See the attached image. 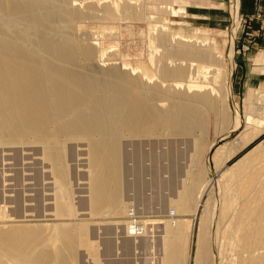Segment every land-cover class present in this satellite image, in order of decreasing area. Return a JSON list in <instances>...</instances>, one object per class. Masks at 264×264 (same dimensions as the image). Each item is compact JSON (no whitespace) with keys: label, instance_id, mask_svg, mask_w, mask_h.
I'll return each mask as SVG.
<instances>
[{"label":"bare ground","instance_id":"bare-ground-1","mask_svg":"<svg viewBox=\"0 0 264 264\" xmlns=\"http://www.w3.org/2000/svg\"><path fill=\"white\" fill-rule=\"evenodd\" d=\"M234 2L238 19L240 0ZM170 5L162 8L176 14ZM82 15L66 0H0V144H40L56 183L50 223L10 224L0 210V264H78L81 247L97 262V242L87 235L86 223L76 220L67 142L82 140L88 147L91 216L113 217L127 211L123 138L165 132L193 138L201 156H196L197 178L181 193L184 209L191 210L198 200L195 190L205 170L215 175L218 186L201 218L194 264H264V141L219 175L210 170L213 148L242 123L238 103L234 125L221 105V84L228 83L234 98L230 74L228 81L223 74L222 49L209 34L175 30L159 16L156 21L162 22L150 40L153 48H163V55L151 59L159 74L123 61L108 64L94 43L82 41L70 25ZM234 48L233 43L232 64ZM252 120L249 111L246 124ZM213 130L218 134L210 140ZM248 133L235 141L236 147H221L216 164L224 167L234 150L258 137ZM200 206L201 200L196 212ZM190 228L183 220L175 231L166 230L160 264H190Z\"/></svg>","mask_w":264,"mask_h":264},{"label":"rangeland","instance_id":"rangeland-1","mask_svg":"<svg viewBox=\"0 0 264 264\" xmlns=\"http://www.w3.org/2000/svg\"><path fill=\"white\" fill-rule=\"evenodd\" d=\"M66 2L69 7L83 14L70 25L82 41L94 43L96 53L104 55L103 59L108 64H120L123 61L135 68L146 66L151 73L155 71V74H159L151 59L163 55V48H153L150 40L155 36L152 30L163 21L164 24H171V28L175 30L182 27L184 31H191V34L195 31V34H209L207 36L214 39L224 53L223 74L227 81L230 74L233 88L236 63L244 65L247 72L246 78L244 76L246 84L241 91L234 90V98L228 92L227 82L219 87L221 105L228 114L229 121L231 120L230 124L234 125L236 121L235 103L239 105L242 123L213 148L210 168L212 174L219 175L223 169L244 158L252 148L264 141V76L260 79L261 74H264V49L261 48V43L253 42L254 37H264V0L261 1L262 6L257 0L255 3L253 0H241L238 19L233 13L234 0ZM170 3H173L170 6L177 11L176 14H169L162 8L168 7ZM126 9H132V12L127 10L132 13L131 17L126 15ZM159 16L164 19L157 22ZM233 43L234 64L230 61ZM236 49L240 52L235 58ZM99 58L101 59L100 55ZM252 72L258 75L253 77ZM158 80L156 75L154 81ZM250 88L252 91L247 99ZM246 102L251 103L250 108L246 107ZM249 111L253 120L252 124L247 125L246 115ZM247 128L249 135L258 134V137L245 148L239 149L238 153L234 150L227 161L225 155L222 160L226 161L225 168L217 165V151L225 145H228L227 148L236 147L235 141L248 131ZM168 133L123 138L122 196L127 211L121 216L113 217L91 216L88 209V147L82 140L67 142L65 160L77 210L76 220L86 223L87 235L98 245L97 262L86 248L81 247L78 264H160L166 230L175 231L178 221L183 220L191 225L190 247L193 254L191 252L190 264H194L193 255L200 233L201 218L218 186L215 175L211 176L205 170L202 182L208 180L204 186L201 185L202 182L197 184L195 197L198 200L194 201L191 210L184 209L181 193L197 178L199 166L196 156L200 155L193 138ZM217 134L215 130L211 131L209 139ZM55 184L51 164L44 157L40 144H0V210L6 215L4 221L10 224L52 222L55 219ZM199 200L201 206L196 212ZM1 221L3 219H0V223Z\"/></svg>","mask_w":264,"mask_h":264},{"label":"crops","instance_id":"crops-1","mask_svg":"<svg viewBox=\"0 0 264 264\" xmlns=\"http://www.w3.org/2000/svg\"><path fill=\"white\" fill-rule=\"evenodd\" d=\"M241 1V0H240ZM255 1L256 0H253V2L255 3ZM257 1H260V4H261V6H262V0H257ZM260 7V6H259ZM264 10V9H263ZM255 34H256V31H255ZM260 40H262V41H260ZM253 42H257V43H261V48L262 49H264V37L261 39L259 36H257V37H254L253 38ZM237 43H239L238 41H237ZM239 46V45H238ZM236 56H235V58L239 55V52H240V50L239 49H236ZM242 63V62H241ZM235 79H234V81H233V86H234V90L237 92V90L238 91H241V89H242V86L243 85H245L246 83H245V78H246V71H245V67H244V65L243 64H238V63H236V68H235ZM253 77H254V75H258V73H253L252 72V74H251ZM244 76H245V78H244ZM264 76V74H261V77H260V79L262 78Z\"/></svg>","mask_w":264,"mask_h":264}]
</instances>
